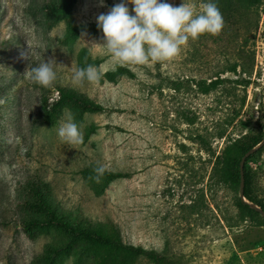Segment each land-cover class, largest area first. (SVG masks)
Listing matches in <instances>:
<instances>
[{
  "label": "rangeland",
  "instance_id": "374dc122",
  "mask_svg": "<svg viewBox=\"0 0 264 264\" xmlns=\"http://www.w3.org/2000/svg\"><path fill=\"white\" fill-rule=\"evenodd\" d=\"M46 1L0 0V264H155L123 262L53 226L27 236L21 220L42 217L16 204L31 198L30 181L73 219L174 264H264V223L217 180L229 145L264 135V0L232 4L223 26L214 0H75L50 28ZM234 61L244 70L226 71ZM58 87L101 108L65 100L48 125L42 92L51 104ZM250 156V190L264 206V145ZM92 167L119 176L83 173ZM49 245L60 250L43 258Z\"/></svg>",
  "mask_w": 264,
  "mask_h": 264
},
{
  "label": "trees",
  "instance_id": "16d2710c",
  "mask_svg": "<svg viewBox=\"0 0 264 264\" xmlns=\"http://www.w3.org/2000/svg\"><path fill=\"white\" fill-rule=\"evenodd\" d=\"M75 0H49L46 1L43 5L44 15H45V24L47 28L52 27L56 22L64 18V15L68 12V7ZM259 0H214L215 12L217 15L222 17L219 20L220 25H224L227 17H234L230 12V6L232 4H250L257 2ZM201 22L200 33L202 36H205L209 33L210 22L205 21L203 14H198L195 17V21ZM213 23H216L213 22ZM234 23L231 22L230 25ZM210 25V26H209ZM199 32V31H198ZM212 34V33H210ZM245 32H240L236 30L233 36L235 44L237 45L238 53L243 52V39L245 37ZM240 40V41H239ZM241 43V44H240ZM237 68L244 70L245 66L241 61H234L229 64L226 71L236 73ZM224 82V78L217 77L216 79L206 81L202 79L198 82V87L202 93H208L212 90H215ZM57 91L59 92L58 98L51 104L48 103V97L42 92L41 96V106H40V115L46 121L48 125H53L55 119L60 112L61 104L65 100L71 101L73 104L82 106L89 110L100 109L101 106L95 104L87 96L83 94H77L76 92L58 87ZM238 115L236 111L235 115L231 120L235 119ZM261 138L253 140L252 144L247 147H240L237 152H234L238 148L237 141H234L229 145L222 156L221 164L218 169L219 175L217 180L219 183L228 185L231 187H238L239 192V161L245 152L250 149L252 146H255L260 142ZM259 151V150H258ZM248 156L245 159L243 171H244V198H246L250 203L257 205L261 210L264 211V206L262 205L261 199L257 198L250 190V179L246 171V162L249 159ZM92 172H102L108 175L109 178L114 176H119L114 172H107L98 167L86 168L83 170V173H92ZM26 189L29 191L31 198H23L21 201L17 202L19 206L27 208L30 211H39L42 213V217H26L23 218L20 222V226L23 232L29 236L33 237L38 228L43 226H53L64 230L68 235L79 236L82 238H87L93 241L94 244L98 245L100 249H107L109 251H115V258L119 256L120 251L123 253V262L128 260L129 256H142L145 259L152 261L155 264H174L169 257L157 253L151 249H144L139 246H133L131 244L123 243L120 239V236L114 235L112 238L105 234L101 226H94L92 222L87 220H77L73 219L69 214L63 213L54 202H51V196L48 191V186L44 182L40 181H30L26 184ZM237 206L244 211L248 216H260L262 222L264 220L260 213L252 208L248 203L244 202L240 197L237 199ZM59 249V248H58ZM58 249L54 246L49 245L47 248V254L43 255V258H49L51 253H58ZM60 250V249H59ZM41 256H35L32 264H38L40 262Z\"/></svg>",
  "mask_w": 264,
  "mask_h": 264
},
{
  "label": "water",
  "instance_id": "95a60500",
  "mask_svg": "<svg viewBox=\"0 0 264 264\" xmlns=\"http://www.w3.org/2000/svg\"><path fill=\"white\" fill-rule=\"evenodd\" d=\"M264 145V135L262 140L253 148L249 149L240 159L239 161V175H240V182H239V197L246 203H248L252 208H254L255 210H257L260 215L262 216L263 220H264V211L261 210L257 205L249 203L247 200H245L244 198V171H243V166H244V162L245 159L250 156L251 154H253L257 149H259L260 147H262Z\"/></svg>",
  "mask_w": 264,
  "mask_h": 264
}]
</instances>
